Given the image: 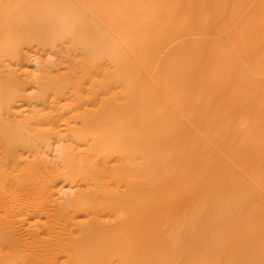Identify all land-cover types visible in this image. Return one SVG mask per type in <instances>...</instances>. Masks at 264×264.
<instances>
[{"label": "bare ground", "instance_id": "obj_1", "mask_svg": "<svg viewBox=\"0 0 264 264\" xmlns=\"http://www.w3.org/2000/svg\"><path fill=\"white\" fill-rule=\"evenodd\" d=\"M0 69V264H264V3L0 0Z\"/></svg>", "mask_w": 264, "mask_h": 264}, {"label": "rangeland", "instance_id": "obj_2", "mask_svg": "<svg viewBox=\"0 0 264 264\" xmlns=\"http://www.w3.org/2000/svg\"><path fill=\"white\" fill-rule=\"evenodd\" d=\"M220 1H222L223 3H250L251 5H256V4H259V3H264V0H220ZM228 34H230V32H224V33H222V38L223 39H227V36H228ZM210 37V38H209ZM212 37L211 36H207L206 37V40L208 41V42H211V39ZM209 39V40H208ZM70 42H68V41H66V42H64V46H63V44H62V47L60 46L59 47V49L61 48L64 52H65V54H67V55H69V57H67V55H65V54H63V56L62 55H60L61 53H63V52H60L61 50H57V52H55V53H53V52H50V51H48V50H40V49H38V48H36V47H32L31 49H29V50H25V57H26V61L25 62H23V63H21V64H14L13 66H11V68L13 69V70H16L18 73H21L22 71H27V72H29L30 74L32 73V76H33V74H35V70H36V68H37V66H38V64L36 63V62H39V61H44V60H50V61H61V62H64L65 64H67L66 63V59L67 58H70L71 59V57H73V56H75V53H73V51H71L72 49H70V48H72V44L70 45L69 44ZM65 49H64V48ZM70 53V54H69ZM71 53H73V54H71ZM71 55H73V56H71ZM61 56H62V58H61ZM67 57V58H65V57ZM64 57V58H63ZM40 59V60H39ZM34 65V66H33ZM35 69V70H34ZM1 70V69H0ZM34 70V72H32ZM62 70V69H61ZM24 77H22V79H23ZM232 83H233V81L232 80H229L228 82H226V84H225V86H224V90H223V93L224 94H226L225 95V97H231L232 95H233V86H232ZM30 87V88H29ZM29 87L27 86V91H26V93L28 94V95H31V94H36V92L34 93V91L36 90V88H35V86H32V85H29ZM35 89V90H34ZM232 91V92H231ZM229 93V94H228ZM231 93V94H230ZM228 95V96H227ZM99 99L100 98H97V101L99 102ZM49 100H51L49 97L47 98V101L49 102ZM47 102V103H48ZM51 102V101H50ZM49 102V107H46L45 109H44V111H46L47 110V108H48V110H47V112L50 110V105H51V103ZM68 101H62V104H60V106L62 107V106H64V107H62V108H64V109H62L61 110V112H63V110H64V112L66 111V109L65 108H67V110L68 109H70L69 108V105L71 104L70 102H68L69 103V105H68V103H67ZM47 105V104H46ZM33 107H32V110L33 109H35V110H39L38 108H37V106L36 105H32ZM91 107V106H90ZM90 107L88 108V109H90ZM16 110H19V111H21L22 112V117L24 116V117H27L26 115H29V113L31 114V107H28L26 104H24V102H19V103H17L16 104ZM64 112H63V114H64ZM66 115V114H65ZM68 115H66L63 119H66L67 121H69L68 119ZM74 122V123H73ZM69 123L71 124V126H73L74 124H76L78 127L80 126V125H78L79 123L77 122V121H74V120H71L70 119V121H69ZM75 125V127H77ZM64 127V126H63ZM63 127H61V129H63ZM62 131H64V130H62ZM63 133V132H62ZM70 139L69 138H66V139H64V141L63 142H60V143H56V142H53V144L49 147V148H47V149H43L44 151H46L45 152V156L47 157V160H49L50 162H52V161H56L57 160V158H58V155H59V151L61 150V147H63V146H65V145H69L70 144ZM71 147L72 148H74V146H76L75 144H73L72 142H71ZM1 146V145H0ZM83 147V146H82ZM1 148V147H0ZM75 149L77 150H75L76 152H80L81 150H82V148L81 149H79V146H76L75 147ZM78 149H79V151H78ZM1 150V149H0ZM28 155V154H27ZM26 154H24L23 155V157L25 158V159H27L26 157H32V156H30V155H28L27 156ZM33 155V154H32ZM28 157V158H29ZM23 158V159H24ZM33 158V157H32ZM24 159V160H25ZM30 159H28V161H29ZM31 160H33V159H31ZM30 160V161H31ZM83 186V184H81V183H68V182H66V181H63V180H60V181H58L57 182V184H56V186H55V190L57 191V193H56V198L57 199H66L67 197L65 196V194H67V196H69L70 198L71 197H74V195H77L79 192H84L83 190H84V188L82 187ZM85 187V186H84ZM69 194V195H68ZM71 195V196H70ZM68 197V198H69ZM79 217H77V219H78ZM81 219H79V222H82L83 221V219H82V217H80ZM82 220V221H81ZM76 221H78V220H76ZM31 223V222H30ZM24 225H27V224H24ZM28 226V225H27ZM21 227H23V226H21ZM20 227V228H21ZM35 227L36 228H39V225H35ZM25 228H26V226H25ZM21 229H23V228H21ZM24 230V229H23ZM65 257H62L61 259H62V261H66L67 259L65 258Z\"/></svg>", "mask_w": 264, "mask_h": 264}]
</instances>
